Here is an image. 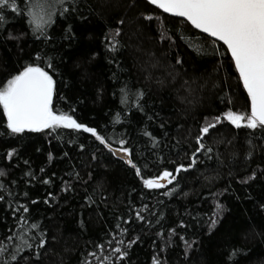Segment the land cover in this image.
Segmentation results:
<instances>
[{"label": "trees", "instance_id": "trees-1", "mask_svg": "<svg viewBox=\"0 0 264 264\" xmlns=\"http://www.w3.org/2000/svg\"><path fill=\"white\" fill-rule=\"evenodd\" d=\"M14 2L0 8V90L43 68L53 110L110 147L64 127L12 133L0 105V259L19 247L10 264H264V128L223 119L251 110L227 47L149 0L54 3L44 34L33 0ZM165 171L171 184L146 187Z\"/></svg>", "mask_w": 264, "mask_h": 264}, {"label": "snow or ice", "instance_id": "snow-or-ice-1", "mask_svg": "<svg viewBox=\"0 0 264 264\" xmlns=\"http://www.w3.org/2000/svg\"><path fill=\"white\" fill-rule=\"evenodd\" d=\"M64 2L65 0H33L31 10L27 14L31 17L30 23L35 25L34 30L44 34L47 27L54 22L52 5ZM149 2L166 13L185 18L195 28L227 45L250 97L251 110L247 116L229 110L223 119L236 128H264V0H149ZM10 3L12 10L17 11L14 0H0V8L7 7ZM64 11L67 9H62L61 15ZM3 19L0 15V21ZM54 90L55 81L52 75L41 67L28 66L9 80L7 86L0 90V105L7 115L8 129L12 133H23L25 130L43 131L56 127L83 130L91 133L101 144L108 145V141L98 134L96 129L78 123L71 115L57 114L53 110ZM221 122V117H217L214 123L203 127L202 132L207 134L210 128H215L216 124ZM124 143L125 141H120L119 151L130 156L131 151L123 147ZM200 147L203 148V145ZM128 163L136 168L131 159ZM181 170L186 169L181 166L176 171L178 173ZM136 172L139 175L140 169L136 168ZM173 179H175L173 174L165 171L159 178L148 179L144 183L148 188H161L164 187L160 183L161 180H167L171 184ZM2 188L3 185H0V189ZM24 211L26 212L27 208H24ZM31 227L37 228L38 225L32 224ZM4 251L5 247H0V257ZM19 251L21 249L17 247L16 252L11 254L10 261L16 260V253ZM115 252L121 253V257L126 255L119 247ZM10 261L0 259V264H10Z\"/></svg>", "mask_w": 264, "mask_h": 264}, {"label": "water", "instance_id": "water-1", "mask_svg": "<svg viewBox=\"0 0 264 264\" xmlns=\"http://www.w3.org/2000/svg\"><path fill=\"white\" fill-rule=\"evenodd\" d=\"M154 6H156V5H154ZM157 7V6H156ZM160 9V8H159ZM160 10H162V9H160ZM163 11V10H162ZM164 12V11H163ZM166 13V12H165ZM167 14H169V15H171V16H174V15H172L171 13H167ZM174 17H178V16H174ZM178 18H181V19H184V20H186L185 18H183V17H178ZM187 21V20H186ZM189 22V21H188ZM190 23V22H189ZM190 25H192L191 23H190ZM193 26V25H192ZM194 27V26H193ZM195 28V27H194ZM197 29V28H196ZM198 31H200V32H202L200 29H197ZM202 33H204V32H202ZM204 34H206V35H208V36H210L208 33H204ZM211 37V36H210ZM211 38H213V39H215V40H217L216 38H214V37H211ZM217 41H219V40H217ZM219 42H221V43H223V41H219ZM224 44V43H223ZM225 45V44H224ZM226 47H227V45H225ZM230 52V51H229ZM231 54V53H230ZM115 152H116V154L118 155V156H120V157H123V158H125L126 159V161L128 162V160H129V158L124 154V153H122V152H120V151H118L117 149L115 150Z\"/></svg>", "mask_w": 264, "mask_h": 264}, {"label": "rangeland", "instance_id": "rangeland-1", "mask_svg": "<svg viewBox=\"0 0 264 264\" xmlns=\"http://www.w3.org/2000/svg\"><path fill=\"white\" fill-rule=\"evenodd\" d=\"M159 177H160V176H159ZM159 177L152 178V179H157V178H159ZM166 182H167V180H161V181H160V183H161V184H163V185H165V184H166Z\"/></svg>", "mask_w": 264, "mask_h": 264}]
</instances>
